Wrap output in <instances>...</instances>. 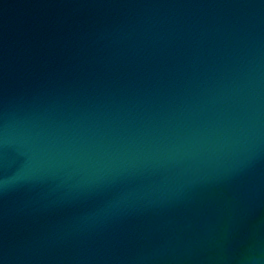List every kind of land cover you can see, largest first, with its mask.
Returning <instances> with one entry per match:
<instances>
[{
    "label": "water",
    "instance_id": "95a60500",
    "mask_svg": "<svg viewBox=\"0 0 264 264\" xmlns=\"http://www.w3.org/2000/svg\"><path fill=\"white\" fill-rule=\"evenodd\" d=\"M0 264H264V0H0Z\"/></svg>",
    "mask_w": 264,
    "mask_h": 264
}]
</instances>
